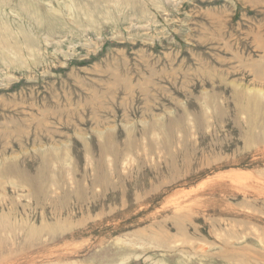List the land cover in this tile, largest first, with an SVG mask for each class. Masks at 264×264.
<instances>
[{
    "label": "rangeland",
    "instance_id": "374dc122",
    "mask_svg": "<svg viewBox=\"0 0 264 264\" xmlns=\"http://www.w3.org/2000/svg\"><path fill=\"white\" fill-rule=\"evenodd\" d=\"M69 2L0 0V264H264V0Z\"/></svg>",
    "mask_w": 264,
    "mask_h": 264
},
{
    "label": "bare ground",
    "instance_id": "6f19581e",
    "mask_svg": "<svg viewBox=\"0 0 264 264\" xmlns=\"http://www.w3.org/2000/svg\"><path fill=\"white\" fill-rule=\"evenodd\" d=\"M56 1H58V0H56ZM69 1H70L69 4L68 3L67 4L64 3V5L67 8H69V10H71L72 4H73V0H69ZM19 11L22 14L27 15L29 17V19L31 21H33L35 23V25L37 27H39V28H42L43 26L47 25L48 27H50L52 29V28H55V27H60L61 24H62L61 21H62L63 17H62V15L60 13V10H56V9L52 10V9H50V11H46L45 12V11L42 10V6H41V3H40V0H19ZM64 17H66V16H64ZM63 21H64V18H63ZM17 32L22 36L23 42L25 43V45L28 48H33L35 46V44H36L35 33H33L32 31L28 30L27 28H25L22 25L17 26ZM3 39H5V40L6 39H14V37H13L12 28L9 26V23H8L7 19H5L2 15H0V45H1V42H2L1 40H3ZM6 80H8V79H6ZM248 91H251V90H248ZM251 95H253L255 97L253 99H255L256 106H259L260 103L256 100V96H261L262 99H264V90H259V89L255 90L252 94H250V96ZM125 256H124V258H121V260L119 262H117L115 264H126V261H125L126 257ZM122 257H123V255H122ZM163 263L160 262V261L158 262V264H163ZM108 264H110V263H108Z\"/></svg>",
    "mask_w": 264,
    "mask_h": 264
}]
</instances>
